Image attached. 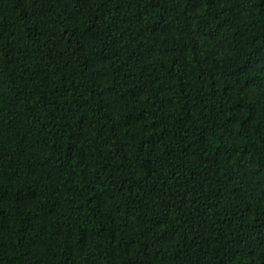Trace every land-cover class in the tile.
Listing matches in <instances>:
<instances>
[{
	"label": "trees",
	"instance_id": "trees-1",
	"mask_svg": "<svg viewBox=\"0 0 264 264\" xmlns=\"http://www.w3.org/2000/svg\"><path fill=\"white\" fill-rule=\"evenodd\" d=\"M0 264H264V0H0Z\"/></svg>",
	"mask_w": 264,
	"mask_h": 264
}]
</instances>
